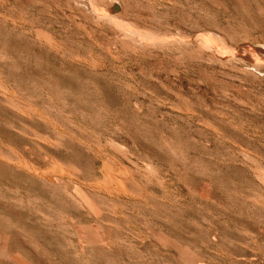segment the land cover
Returning a JSON list of instances; mask_svg holds the SVG:
<instances>
[{
	"label": "rangeland",
	"instance_id": "374dc122",
	"mask_svg": "<svg viewBox=\"0 0 264 264\" xmlns=\"http://www.w3.org/2000/svg\"><path fill=\"white\" fill-rule=\"evenodd\" d=\"M0 264H264V0H0Z\"/></svg>",
	"mask_w": 264,
	"mask_h": 264
},
{
	"label": "bare ground",
	"instance_id": "6f19581e",
	"mask_svg": "<svg viewBox=\"0 0 264 264\" xmlns=\"http://www.w3.org/2000/svg\"><path fill=\"white\" fill-rule=\"evenodd\" d=\"M51 174V173H50ZM54 174V173H53ZM110 176V175H109ZM113 176V175H112ZM49 177V176H48ZM57 177V176H56ZM122 177V176H121ZM51 178V177H50ZM108 178V177H107ZM117 180V179H116ZM120 180V179H119ZM122 180V179H121ZM108 181L109 182H112V177H109L108 178ZM118 183V182H117ZM122 183V182H121ZM109 184H111V183H109ZM119 184V183H118ZM119 186H120V184H119ZM122 186V185H121Z\"/></svg>",
	"mask_w": 264,
	"mask_h": 264
}]
</instances>
